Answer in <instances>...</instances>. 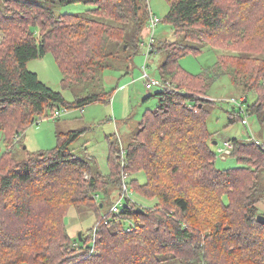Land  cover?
Here are the masks:
<instances>
[{
    "label": "trees",
    "instance_id": "16d2710c",
    "mask_svg": "<svg viewBox=\"0 0 264 264\" xmlns=\"http://www.w3.org/2000/svg\"><path fill=\"white\" fill-rule=\"evenodd\" d=\"M167 2L163 21L181 39L159 46L167 52L161 78L172 86L157 91L160 105L145 112L125 156L119 141L108 138L110 173L103 174L71 149L83 131L58 133L54 149L23 160L15 147L48 109L54 115L111 102L102 75L116 62L128 64L140 49L150 18L147 1L0 0V130L6 145L0 154V264H264V224L258 221L264 215V149L232 139L240 166L218 169L208 128L216 101L205 99L215 79L229 76L243 102L256 93L247 112L264 111V0ZM77 3L92 8L62 12ZM207 46L229 53L200 74L181 66L183 56ZM48 53L62 71L64 89L75 91L73 102L27 69ZM232 103L231 121H245ZM139 170L147 182L131 185L155 199L154 206L129 201L130 209L111 211L82 241L69 235L71 207L99 210L97 197L109 196Z\"/></svg>",
    "mask_w": 264,
    "mask_h": 264
},
{
    "label": "rangeland",
    "instance_id": "374dc122",
    "mask_svg": "<svg viewBox=\"0 0 264 264\" xmlns=\"http://www.w3.org/2000/svg\"><path fill=\"white\" fill-rule=\"evenodd\" d=\"M91 8V6L77 3L64 7L62 12L83 14ZM149 8L152 14L161 19L154 29L156 50L148 56L151 27L147 25L142 33L140 49L137 52L132 51L130 62L127 60L126 63L128 62V64L116 62L115 68L106 69L102 75V85L107 91L113 92L111 102L91 103L84 109H58L61 114L57 118L52 117V110L48 109L38 122L29 126L21 135L15 147V154L19 160L27 158L29 154L54 149L58 143V133H68L70 131H83L82 135L73 143L71 149L79 157L85 158L92 165L95 172L110 173L109 137L119 141L122 153L125 156V148L131 142L134 133L139 130L145 112L155 110L160 105V97L155 94L162 87L155 86L152 89L147 87V80L143 76L145 67L152 79L162 80L160 67L167 58V52L159 49V46L166 40L173 42L181 40L180 37L174 35L172 26L163 21L169 10L167 0H150ZM227 53H229L228 49L207 46L201 53H190L183 56L180 59V64L188 72L200 74L213 68L219 55ZM27 69L37 73L40 80L52 90L61 92L66 101H74L75 91L64 89L62 71L52 53L46 54L41 59L30 61ZM210 95L211 97H205V99L216 101L208 117V128L213 133L211 146L217 153L216 167L227 169L240 166L237 158L232 153L222 157L220 150L225 148V141H232V139H238L242 142L254 141L264 149V111L260 113L247 112L248 106L257 100L256 93L250 92L247 94V102H242L245 110L242 117L247 119L248 122L244 123L242 119L231 121L234 104L228 100L236 98L243 101L245 96H242L236 90L229 76L215 79ZM215 142H218V144H215ZM5 150L3 132L0 130V154ZM132 180H138L139 184L143 185L147 182V174L144 170H139L129 176L126 175L123 184L124 182L127 184L129 196H127V193L124 195L126 198L121 202L120 208L122 209L126 204H131L129 201L143 207L154 206L156 200L149 199L136 192L131 185ZM260 181L264 187V170L261 172ZM123 184L122 186L112 187L109 196L104 197L101 194L97 198V202L102 204V206L100 204L101 208L99 210L71 207L66 216V227L69 235L72 238H77L80 233L87 234L105 216L111 213L114 204L119 201L120 196L123 194L125 188ZM261 209L264 210V204ZM127 222L128 226L132 225V221ZM165 264L182 263L180 260L171 259Z\"/></svg>",
    "mask_w": 264,
    "mask_h": 264
},
{
    "label": "built area",
    "instance_id": "2783aa9c",
    "mask_svg": "<svg viewBox=\"0 0 264 264\" xmlns=\"http://www.w3.org/2000/svg\"><path fill=\"white\" fill-rule=\"evenodd\" d=\"M146 1H147V4H148V7H149L150 0H146ZM149 11H150V8H149ZM160 21H161V19L158 16L152 14V12L150 11V18H149L148 25L151 27V39H150V43H149V46H148V56H149V54H151V51L153 50V44L155 42L154 29H155V27L157 26V24ZM143 76L147 80L146 81L147 82V87L149 89H152L155 86H160L162 88H166V87H171L172 86L171 83H169V82L165 83L162 80L152 79L148 75V73L146 71V67H145V73H144ZM231 101L235 102L236 104H238L241 107V113L242 114L245 112L243 104H242L244 99H243V101L242 100L240 101V100H237V99H232ZM60 114H61V111H56L54 113L53 117L57 118V117L60 116ZM244 122L247 123L248 122L247 119H245ZM233 149H234L233 142L230 141V140L225 141V149L221 150L222 156L231 155V153L233 152ZM87 177H88V175H87ZM123 187H125L124 190H123V194L120 196L119 201L114 204L113 209H112L113 213H117L118 214V213L122 212V209L120 208V206H121V202L124 200V198H126V196H124V195H126V193H127V196H129V190H128L127 184L125 182L123 184ZM97 198H99V196ZM125 207L130 209L132 207V205L131 204H126Z\"/></svg>",
    "mask_w": 264,
    "mask_h": 264
},
{
    "label": "water",
    "instance_id": "95a60500",
    "mask_svg": "<svg viewBox=\"0 0 264 264\" xmlns=\"http://www.w3.org/2000/svg\"><path fill=\"white\" fill-rule=\"evenodd\" d=\"M215 144H217V142H215ZM102 206V204H101ZM138 212H144L140 207L137 209ZM258 221L261 223V224H264V215L263 214H260L258 215ZM79 239L82 241L83 240V237H82V233L79 234Z\"/></svg>",
    "mask_w": 264,
    "mask_h": 264
},
{
    "label": "crops",
    "instance_id": "0c3cea01",
    "mask_svg": "<svg viewBox=\"0 0 264 264\" xmlns=\"http://www.w3.org/2000/svg\"><path fill=\"white\" fill-rule=\"evenodd\" d=\"M217 144H218V142H217ZM224 147H225V142H224ZM223 149H225V148H223ZM223 149H221V150H223ZM221 150H220V151H221ZM222 157H226V155H224V156H222Z\"/></svg>",
    "mask_w": 264,
    "mask_h": 264
}]
</instances>
